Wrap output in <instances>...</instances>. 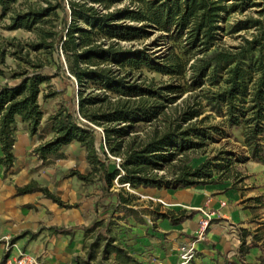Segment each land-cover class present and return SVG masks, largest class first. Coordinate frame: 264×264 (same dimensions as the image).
Listing matches in <instances>:
<instances>
[{
	"label": "trees",
	"instance_id": "16d2710c",
	"mask_svg": "<svg viewBox=\"0 0 264 264\" xmlns=\"http://www.w3.org/2000/svg\"><path fill=\"white\" fill-rule=\"evenodd\" d=\"M15 1L0 0L3 15ZM124 1V7L110 10ZM45 2V7L13 13L6 28L30 31L51 11L61 9L59 31H39V41L30 48L36 51L52 47L53 42L59 44L66 70L59 62L58 71L67 79H75L78 101L74 107L60 104L43 119L39 96L42 94L45 99L54 94L42 93V85L49 80L42 72L43 66L32 65L33 71L14 72L12 78L18 77L20 82L0 86V173L6 175L15 162L13 147L18 123L42 141L48 137L33 151L43 164L63 158V146L72 141L79 143L89 170L85 174L73 171L71 175L84 184L96 185L106 201L103 210L111 209L106 220L74 227L85 236L90 235V239L94 237L95 241L86 248L88 255L99 242L104 243L102 259L111 252H122L120 245L114 243L110 227L137 214L132 197L111 189L115 179L131 188L182 189L225 182H231L234 188L246 178L238 166L248 161L264 163V0H55L54 5L49 0ZM148 29L161 32L160 38L171 42L161 61L153 59L146 50H126L118 45L120 41L141 39ZM48 38L52 40L50 44L46 43ZM3 54L0 51V64ZM106 61L120 67L145 65L161 75L182 78V82L143 87L129 83L126 77H117L108 67H98ZM88 84L108 90L116 99L110 102L107 96L93 93L84 96ZM183 91L189 92L183 107L175 110L172 117H165L164 109ZM160 116V125L144 138H128L137 125L151 123ZM211 117L220 118V125L207 124ZM96 127L102 128L108 152L121 156L119 167L112 171L106 152L95 146ZM234 132H238L239 138ZM212 133L233 137L244 147L246 155L236 158L220 150L193 166V159L203 154L202 150L212 141ZM159 171L164 174L157 175ZM32 192H40L59 207L77 206L64 203L35 181L16 188L17 195ZM261 197L248 200L264 207ZM156 213L157 218L176 225L197 211L155 210ZM138 222L143 224L140 219ZM51 230L63 235L70 232L62 227ZM247 235L251 238L249 247L260 249L257 242L261 238L247 231H243L241 248Z\"/></svg>",
	"mask_w": 264,
	"mask_h": 264
},
{
	"label": "crops",
	"instance_id": "0c3cea01",
	"mask_svg": "<svg viewBox=\"0 0 264 264\" xmlns=\"http://www.w3.org/2000/svg\"><path fill=\"white\" fill-rule=\"evenodd\" d=\"M70 144L79 143L72 141L67 145ZM38 145L36 135H30L25 127L18 123L13 147L15 162L5 176L0 173V260H4L10 250L12 254L26 251L48 264H73V256L80 249L79 238H83V241L90 239V235L85 236L81 230L74 227L87 226L93 220H106L107 211L102 208L106 201L100 197L99 190L89 189L90 185H84L79 180L77 183L75 177L53 185H41L31 173L33 169L30 168H33L35 161L29 163L26 159V154L31 152L37 158L33 151ZM248 162L258 166L264 164ZM77 169L79 173L85 174L89 166L83 163L81 168ZM30 181H35L40 186L52 187L61 200L71 205L75 203L77 206L67 209L59 207L40 192L17 195L16 188ZM67 182L73 184V188L69 191L65 190L68 186ZM138 189L142 192L147 191V196L139 195V197L157 200L175 213L191 209L197 211L191 218L176 225H171L167 219L158 218L159 229L156 231L148 230L145 224L137 223L138 231L144 232L147 229L148 235H141L138 245L144 252L143 257L146 258L144 260L146 262L150 260L149 264H155V260L162 264H178L177 248L182 244L191 243L195 248V256L188 264H264L262 246L264 223L253 219L251 205L243 202L247 196H241L235 188L223 184H211L182 189L164 187ZM133 208L137 210L136 207ZM139 208H146V214L142 215L144 217L155 213L149 206ZM200 209L210 213L211 220L205 229L203 239L194 242L199 223L203 219ZM253 220L258 224L252 226ZM60 227L69 228V234H57L51 230ZM243 231L251 235L257 234L261 238L257 242L260 249L249 247L250 235L244 238L245 242L241 248ZM4 237H9L12 245L10 249L6 248Z\"/></svg>",
	"mask_w": 264,
	"mask_h": 264
},
{
	"label": "rangeland",
	"instance_id": "374dc122",
	"mask_svg": "<svg viewBox=\"0 0 264 264\" xmlns=\"http://www.w3.org/2000/svg\"><path fill=\"white\" fill-rule=\"evenodd\" d=\"M52 5L55 4V0H49ZM127 4V1L116 4L110 10L122 8ZM45 0H16L14 3L8 6V10L2 14V9L0 7V51H3L2 64H0V69L3 71V75L0 76V86L2 85H15L20 82V78H12L13 73L21 72L23 69H28V71H33L34 66L41 64L43 66L42 72L49 76L47 84L42 85L43 94H52L49 98H42V94L39 96V104L44 111L43 119L56 111L60 104L66 107H74L78 101V86L74 78H66L65 74H61L58 71V64L62 62L64 70H66L64 56L60 50L59 44L53 42L52 47L39 49L33 51L30 46L36 44L39 41L38 32H57L62 27V12L61 9L57 8L50 12V14L43 18L36 26L27 31L23 28L18 29H7L6 27L11 24L10 17L15 12H24L27 10H36L40 7H45ZM130 24V23H128ZM139 26L140 24H136ZM162 35L159 31H153L148 29L147 34L141 39L130 40V41H120L119 46L126 50H146L147 54L153 59L161 61L169 52V45L166 39L160 38ZM51 39L48 38L46 43L50 44ZM227 43H233L232 40L226 39ZM103 47H107V43L103 44ZM29 61V62H25ZM31 63V64H30ZM98 67H108L115 71L117 77H126L129 83H134L140 86H150V87H161L170 83L178 84L182 82V78H173L167 75H161L157 72L149 70L147 66L141 65L139 68L128 67V66H117L110 61H106L98 65ZM95 68V67H92ZM89 93L99 95L100 97L107 96L110 102H113L116 97L113 93L105 89H99L93 87V85L88 84V86L83 90L84 96ZM189 92L183 91L177 99L169 104L166 109H164L165 117H172L175 110H179L183 107V101L187 97ZM150 103V101H148ZM160 116L157 120L151 123H140L134 132L130 133L129 137H137L138 139L144 138L146 133L151 132L153 129H157L160 125ZM207 124L220 125V118H209ZM123 125V124H121ZM24 128V126H23ZM221 128H223L221 126ZM97 139L95 141V146L100 151H105L110 159L109 170L112 171L121 163V156H113L107 150V145L103 141V131L102 128H95ZM235 137H238V132L233 133ZM37 137V135H36ZM125 138V141L128 140ZM239 138V137H238ZM46 137L43 141L47 140ZM40 143L43 141L37 137ZM220 150H226L230 152L234 157H242L246 155L244 147L239 141H236L233 137H228L225 135H218L212 133V141H209L208 145L202 150L198 158L193 159L192 165H196L203 161L207 157H211ZM64 157L61 159L53 160L49 164H43L39 162L37 158L31 153L26 154L27 162L33 163V169L31 173L35 176L41 185L44 184H56L67 178L75 177L71 173L73 171H78L77 168H81L83 163H87L85 158V151L80 146V144H70L65 145L62 148ZM33 157V158H32ZM84 158V159H83ZM34 159V160H33ZM88 164V163H87ZM89 166V165H88ZM118 168V167H117ZM238 170L246 178L243 179L241 183L235 184L233 187L241 194V196L247 198L244 199L248 205H251V211L253 214V219L261 220L264 223V207H259L253 201H249V198L262 196L264 202V164L262 166L254 165L250 162H246L244 165L238 166ZM164 171H159L157 175H163ZM5 176V175H3ZM75 177V181L77 182ZM78 183V182H77ZM66 191L73 188V184L67 182ZM84 184V183H83ZM51 185V186H52ZM90 185L89 189L97 188L93 184ZM226 187H231V182L223 183ZM51 193L58 196L57 193L52 189L45 186ZM111 189L114 191L121 192L124 196L132 197L131 204L137 208V214L128 217L126 220H118L114 225L110 227V234L114 237V243L120 245L122 252L115 254L113 252L109 253L105 259L101 258V251L103 248V242H99L97 247H94L88 255L86 248L90 246L94 241V237L87 241H83V238H79L80 249L77 254L73 256V264H149L150 260L146 262L143 257L142 250L138 245V239L141 235L146 234L144 228H140L142 231H138V220L140 219L143 224L148 227V230L156 231L159 229V224L157 223V213L150 215L149 217H144L147 210L146 208H139L140 206H149L153 210H158L159 213H164L168 211V208L161 204L157 200H149L146 197L141 198L139 195L147 196V191L142 192L138 188H131L127 184H119L117 179H115L111 184ZM59 197V196H58ZM60 198V197H59ZM156 198H159L156 196ZM61 199V198H60ZM139 201H136L138 200ZM63 201V200H61ZM66 203L65 201H63ZM68 204V203H67ZM75 204V203H74ZM71 205V204H70ZM67 209V208H65ZM152 211H150L152 213ZM207 212V211H206ZM111 209H108L107 215L109 216ZM148 216V215H147ZM253 225L258 224L253 220ZM142 225V224H141ZM264 231V230H263ZM262 246L264 247V240L262 241Z\"/></svg>",
	"mask_w": 264,
	"mask_h": 264
},
{
	"label": "built area",
	"instance_id": "2783aa9c",
	"mask_svg": "<svg viewBox=\"0 0 264 264\" xmlns=\"http://www.w3.org/2000/svg\"><path fill=\"white\" fill-rule=\"evenodd\" d=\"M119 167V165H117ZM203 219L199 223V228L195 235L194 242H198L203 239L205 229L210 223V213L203 211ZM5 245L7 249H10L12 246L9 242V237H4ZM178 255H179V263L178 264H188L191 260H193L195 256V248L193 247V243L190 245L182 244L177 248ZM0 264H48L47 262L43 261L39 257H36L26 251H19L16 254H12L9 250V254L6 255L4 260H0ZM155 264H162V262L155 260Z\"/></svg>",
	"mask_w": 264,
	"mask_h": 264
}]
</instances>
